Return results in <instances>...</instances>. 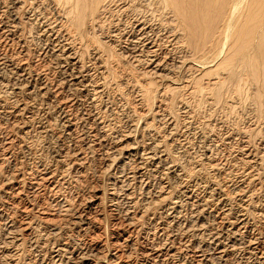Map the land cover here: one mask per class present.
<instances>
[{
    "label": "bare ground",
    "instance_id": "obj_1",
    "mask_svg": "<svg viewBox=\"0 0 264 264\" xmlns=\"http://www.w3.org/2000/svg\"><path fill=\"white\" fill-rule=\"evenodd\" d=\"M234 1L0 0V220H2L0 225L4 226V231H6L5 238H9L6 243H0V256L15 257L16 253L12 252L11 248L18 249V246L23 241L41 252L39 261L35 259L37 261L36 264H44L50 261L55 264L58 262L61 264L62 257L68 252L69 242L68 244L66 243L68 240L62 242L63 239L60 238L75 230L79 231L80 234L81 232H88V229L95 231L98 226H96V219H91L90 215L87 216L84 210L85 208H97V199L100 198L97 192L91 194L85 201L77 198H75L77 200L71 201H68L65 197L64 199L60 198L62 190L66 188L65 184L70 185V181L77 182L79 179L76 169L82 167L85 163V150H90V147L97 144L91 139L88 142L86 141L89 132H83L79 135L75 131L78 125L80 126L87 119L84 118L85 115L74 114L73 110L77 107L78 102L89 100L87 90L79 87H84L80 82L82 77L87 75H83V73H89L90 75L89 71L91 68L86 66L87 64L77 67L80 59L83 58V54L80 52L82 49L78 51L80 55L77 52L78 47L76 49L74 46V50L72 46L76 43L77 46L87 51L88 62H91L90 65L97 75L100 76V78H97L99 79L98 81H93L89 85L92 88H89L93 94L101 95L102 87L106 85L105 80L108 75H110L111 71L113 72L121 67V65L119 61L117 62V59H114V54H107V49L97 42L94 37L96 33H100L107 41L115 43L119 48L121 47V49L125 50L124 54L130 60V64L143 65L144 74H151L156 78L166 79L170 62L165 50H173L174 48L182 52L183 49L189 50L190 54L186 53L182 56L189 61L187 65L189 69L197 70L198 64L196 65L193 61L196 62L197 59L207 56L217 46L225 26L224 24L229 22L232 25L234 41L233 45H230L231 48L227 56L224 57V61L232 62L236 59H241L249 73L247 75L250 76V80L254 83L253 85H257L256 93L253 91L256 96L255 94L253 96L260 102L264 97V14H262L264 11L253 14L250 12L249 7L253 5L261 10V7H264V0H245L243 10L233 15ZM29 14L36 18V25L43 29V31H40L53 38L50 44H47L45 48H40L41 50L38 48L40 52L36 53L38 58H40L39 56L47 57L49 54L56 56L55 63L51 62L52 64H49L48 67L46 65L45 69L43 67V69H39L31 64V60L35 55L30 50L31 45L28 38L30 33L27 31L25 24L30 21ZM225 29L227 28H224L226 32ZM60 42H65L66 45H62ZM55 53L58 54L56 55ZM178 62H182V60ZM77 68L82 73L77 71ZM50 72H53L51 75L57 73L60 79L56 80V77L51 80L49 78ZM218 83H221V81ZM145 84L147 85V83ZM146 85L140 84L139 90L140 88H147ZM217 89H214L213 92ZM170 90L172 91V89ZM148 92L146 90V93ZM167 92L170 91L168 90ZM63 98L65 101L61 100ZM49 101L57 105L56 109H59L57 110L59 111L57 115L59 125L57 135L51 132L50 123L48 125L47 121L44 120V117L48 115L47 110L49 108L47 106L42 107V104L48 105ZM89 116L91 114L88 115V118ZM32 129H41L40 132L44 134V136L42 135L43 138H54L55 147L51 148V160L49 163H43L38 160L32 169L27 170L24 161H17V154L28 148L30 140L28 133ZM128 135H125L124 138H128ZM65 139H69L72 142V146L68 149L61 147L59 144ZM122 140L123 138L119 139L118 143ZM84 145H87V147H84ZM160 146L161 143L155 144V141L152 142L148 152H144L141 157V164H135L132 170L121 171L118 176L119 179H114L113 182L121 180L122 186L117 189L115 184L112 183L110 188L109 197L113 204L128 203V205L121 207L122 210L117 218V238L110 245L113 251L111 257L114 264H133L131 260L133 258L132 251H128L132 246L130 242L134 233H144V224L147 219L148 221L156 222L153 225V230L165 236L166 240L161 246H159V243H157L159 244L157 246L140 244L141 246L137 250L144 260L142 263L137 262L138 264H146L144 261L152 264H187L189 258L197 264H203L208 260L215 259H217V262L226 264L231 258L230 256H233L242 246L249 255L247 259L251 261L255 257L257 259L256 264H264V247L260 245L262 243L261 239H264V231L258 230L259 232H255L253 236L250 234L249 237V225L244 218L247 216L246 207L240 206L238 211H235V215H232L231 209L227 208L232 194L242 196L245 193L244 188L232 187L231 190L229 187L223 188V186L211 185L203 189L204 198L201 200L195 190L189 191L183 186L181 191L184 198L187 201L194 202L193 205L195 207V210L188 218L180 214L181 199L178 196L172 197L168 201L169 206L166 204L162 205L160 208L161 216L165 215L164 217L160 218L159 221H156L157 218L152 217L153 214L150 212L151 205L156 203V200L160 197L162 198L160 194L163 190L162 185L159 186L160 190L142 192L139 194V199L135 201L136 196L132 190V182L136 180L144 189L148 188L149 180L144 177L145 174L142 171L147 163H155V167L165 168L167 171L173 169V166L169 165L170 162L167 164L166 160H159L157 153ZM132 147L127 146V148H124L127 154L125 159L133 158L131 160L137 162L134 159L136 149L133 150ZM9 166L12 168H9ZM69 176L68 180L67 177ZM235 190L237 191L235 192ZM161 198L159 201L163 200ZM243 200L245 201V199ZM211 201L215 202V206L218 209L215 216L212 214V210L207 208ZM83 202H86L87 205L83 206ZM238 213L241 214L238 215ZM204 214L208 218H213L217 224L215 229L207 228L204 223H201L202 221H199V217L201 218ZM262 217L264 218V214ZM182 219L183 221L188 220L187 227L180 223ZM177 225H180L181 228L179 237H175L171 228H175ZM11 230H16V234ZM200 230L208 231L207 241L205 244H198L194 247L189 232L194 231L199 234ZM13 234L15 235L13 236ZM17 235L19 238L16 237ZM50 236H59L60 238L58 237L59 241L51 244L53 246L47 248ZM146 236L143 235V240ZM82 245V247L78 245L80 253L77 258L74 257L76 260L75 262L73 260V264H91L93 258L99 252L94 245L87 243ZM73 250L72 252L69 250L68 253L72 254ZM52 254L54 255L52 256ZM36 261L33 260L31 262L34 263Z\"/></svg>",
    "mask_w": 264,
    "mask_h": 264
},
{
    "label": "rangeland",
    "instance_id": "obj_2",
    "mask_svg": "<svg viewBox=\"0 0 264 264\" xmlns=\"http://www.w3.org/2000/svg\"><path fill=\"white\" fill-rule=\"evenodd\" d=\"M244 1L245 0L234 1L233 5H235V7L233 6V15L234 13L237 14L243 10V5L245 3ZM257 8L258 7H254L253 5L249 7L250 12L253 14H258L264 11V7H261V10L260 8ZM262 14H264V12H262ZM29 19L30 21L27 22L28 24H25L27 31L30 33L28 37L29 44L31 45L30 50L32 51L33 55H35L31 60V64L34 67L43 69L46 65V67H48L49 64L55 63L56 56L52 54H49L44 58L41 56L38 58L36 56L42 48H45L47 44H50L51 41H53V38H50L41 32L43 29L36 25V18L32 14H29ZM227 23L229 24V22L224 24L225 26L223 27L222 34L218 40L217 46L212 50L213 52L210 51L207 56L197 59L196 62L193 61V63L196 65L198 64L197 66L199 69L197 68V70L189 69L187 66L189 61L183 58L184 54H190L189 50L183 49V52L177 48H174L175 50H165V52H167V58L170 62L166 79H159L151 74H144L143 65H133V63L130 64V60L126 57V54H124L125 50L121 49V47L119 48L117 44L107 41V39H105V37L100 33H96L94 37L97 42L102 44L101 46L107 49V54H114V59H117V62L119 61L122 67H119L113 72L111 71L110 75H108V78L106 79L107 81L105 80L106 85L102 87L103 90L101 95L99 94L100 96L95 95L90 91V88L92 87L89 85L92 84L93 81H98L99 79L97 78H100V76L97 75L95 70L90 65L91 62H88L89 56L87 51L77 46L76 43L72 46L73 48L75 46L76 49L78 47L77 52L82 49L80 52H82L81 54H83V58L80 59L77 67L85 66L87 64L86 66L91 68L89 71L90 75L89 73H83V75H87L82 77L80 82L84 87H79L80 89L87 90V93L89 94V100L87 99L88 101H80V103L78 102V108L75 107L73 110L74 114L76 113V115H85L84 118L87 119L80 126L78 125L75 131H77L76 133L79 135L83 132H89L86 141L88 142V140L91 139L97 144L93 147H90V150H85V163L82 167L76 169V173L79 174V179L77 182L70 181V185L65 184L66 188L62 190V195L60 198L62 197L64 199L65 197L68 201L77 199L85 201L94 192H97L100 198L97 199V208L84 209L87 216L90 215L91 219H96V226H98L95 228V231L88 229V232H81L80 234L79 231L75 230L69 232L61 238L59 236L49 237L47 248L53 246L51 245L52 243L54 244L55 242L59 241L58 237L63 239L62 242H64V240H68L66 241L67 244L69 242L68 252L69 250L72 252V250L75 248L72 254L66 252V254L62 257L61 264H73L76 260L75 258H77L80 253L78 245L79 247H82V244L86 243L96 246L97 250L99 251L95 258H93L91 264H114L111 257L113 251L111 250L110 245L117 238V218L120 215L119 212L122 210L121 207L126 206V204L128 205V203L121 202L117 205L113 204L109 197L110 188L112 183L115 184L117 189L122 186V183H120L121 180L119 182L116 180L113 182L114 179H119L118 176L121 174V171L132 170V167H134L135 164H141V157L143 156L144 152H148L150 144L154 141L155 144L161 143L160 148H158L159 152L157 153L159 160H166L165 162L167 164L170 162L169 165L173 166V169L171 171H167L165 168L162 169L155 167V163H147L142 171L145 174L144 177H147L149 180L148 188L144 189L135 180V182H132V190L135 192V201H137V199L140 197L139 194L142 192L146 193L147 190L154 192L160 188L159 186H163V190L160 193L163 200L159 201L161 198L160 197L158 200H156V203L151 205L150 212L153 214L152 217L155 219L157 218L156 221H159L160 218L165 216H161L160 208L162 205L166 204L169 206L168 201L175 196H178L181 199L180 214L182 216L184 215L183 217L188 218L189 215L193 213L195 210L193 205L194 202L192 203L191 201H187V199L184 198L181 191L183 186L189 191L195 190L196 194L200 196V199L202 200L204 198L203 189L205 187L219 185L221 187L223 186V188L229 187L231 190L232 187H240V189H245V193L242 196H235L232 194L231 201L227 208L231 209V212L233 213L232 215H235V211H238L240 206L243 205V207H246V215L248 217L246 216L244 218L245 222L249 225V237L250 234L253 236L255 235V232L257 233L261 230L264 231V218L262 217L264 214V102H262L264 101V97L260 102L255 99L257 85H253L254 83H252L250 80V76L247 75L249 73L243 65L241 59H236L232 62L224 61V57L227 56L228 51L233 45L234 41L232 25L231 23L229 25ZM225 27L227 28L225 29L226 32L224 31ZM60 43L62 45H66L65 42ZM38 48L41 49L39 50ZM80 52L78 53L80 54ZM55 54L57 55L58 53ZM180 60H182V62H178ZM114 64L116 65V63ZM239 67L243 68L242 71H240L241 68ZM78 69L79 68H77V71H80V69ZM80 72L82 73V71ZM52 73L53 72L49 73V78L51 80H53V78L55 79L56 77V80L60 79V76L57 73H54L55 75H51ZM220 81L222 84L218 83ZM145 83H147V85ZM152 83L154 84L152 85ZM140 84L146 85L147 88H140L139 90ZM166 86L168 87L166 88ZM169 88L172 89V91ZM148 89L149 92H151L150 94ZM214 89H217L218 91L215 90V93V91L213 92ZM146 90L148 93H146ZM168 90L170 92H167ZM253 91H255V93ZM254 94L255 96H253ZM61 100L65 101L64 98ZM46 106L49 108V110H47L48 115L44 117V120L47 121L48 125L50 123L51 132L54 135H57L59 130L57 117L59 111L57 110L59 109H56L57 105L50 101L48 105L42 104V107ZM90 114L91 116L88 118V115ZM40 131L41 129L29 130L28 135L30 140L28 143V148L17 154V161H24L27 170L32 169L38 160L42 161L43 163H49L51 160L50 151L51 148L55 147L54 138H43L44 134ZM127 134H129L128 138H124ZM122 138L123 140L119 141L118 143V140ZM65 140H62V142H59V144L61 147L68 149L72 146V142L69 139ZM127 146H133V150L136 149L134 153V159H136L137 162L131 160L133 158L125 159L127 154L124 148H127ZM84 147H87V145H84ZM9 168L12 167L9 166ZM71 171L73 172L72 169ZM246 174L247 176H245ZM67 178L69 180L70 176ZM236 191L237 190H235V192ZM243 199H245V201ZM83 203V206L87 205L86 202ZM207 208H209L208 210H212V214L214 216L218 212L215 202L211 201ZM240 214L241 213H238V215ZM96 216L97 218H95ZM1 221L2 220H0V224L2 223ZM145 221L146 222L143 229L144 233H134L132 241L130 242L132 243V246L128 251H132L133 258L131 260L133 264L142 263L144 260L139 255V251L137 250L138 247L143 243L153 246L160 244L159 246H161V244L166 240L165 236H162L153 230V225L156 222L154 223L152 221H148V219ZM199 221H202L201 223H204L207 228L215 229V227H217V224L214 222L213 218H208L205 214L202 215L201 218L199 217ZM187 222L188 220L183 221L182 219L180 223H183V225L187 227ZM171 228L172 232L175 234V237H179L181 233L180 225H177L175 228ZM4 230V226L0 225L1 244L3 242L6 243L9 240V238H5L6 231ZM6 230H8V228H6ZM11 231L16 234V230ZM195 233L196 232L194 231L189 232L194 247L198 244H205L207 241L208 231L206 232L204 230H200L199 234ZM15 234H13V236ZM143 235H147V238L145 237L144 240L142 238ZM16 237H18V235ZM263 240L264 239H261L262 243H260L262 247H264ZM26 244V242L22 241L20 246H18V249L11 248L12 252L16 253V256L13 258H10L11 256H0V264H31L33 263L31 261L33 260L39 261L41 252L35 250L32 245L30 246L29 243L27 245ZM73 245L75 246L73 247ZM37 252L40 253L38 254ZM34 253L35 255L37 254V258ZM53 255L54 254H52V256ZM248 256L249 255L242 246L241 249L237 250L233 256H230L231 258L228 260L229 263H227V261L226 264H256L257 259L253 257L250 261L247 259ZM187 261V264H197L193 262L191 258H189ZM208 261L203 264H223L222 262H217V259ZM34 263L36 264L37 261ZM46 263L55 264L51 261ZM144 263L152 264L151 262L146 261H144ZM56 264H59V262Z\"/></svg>",
    "mask_w": 264,
    "mask_h": 264
}]
</instances>
